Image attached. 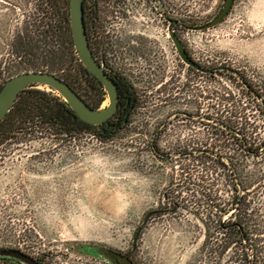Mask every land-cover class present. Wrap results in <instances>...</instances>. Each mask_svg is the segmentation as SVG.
<instances>
[{
    "label": "rangeland",
    "instance_id": "374dc122",
    "mask_svg": "<svg viewBox=\"0 0 264 264\" xmlns=\"http://www.w3.org/2000/svg\"><path fill=\"white\" fill-rule=\"evenodd\" d=\"M12 1L0 0V83L27 70L60 74L56 53L43 64L40 56L20 61L14 52L11 41L19 24ZM224 1L156 0V94L148 95L117 137L102 141L88 133L64 136L32 128L0 142V151L21 149L5 153L11 156L5 162L9 172L21 174L23 190L25 183L31 190L26 195L16 190L20 196L8 203L7 213L0 208L1 243H19L34 256L51 252L47 264H107L80 246L126 252L138 231L132 255L136 264H244L237 238L216 226L218 219L231 221L233 215L215 213L209 204L225 200L232 187L230 179L226 182L229 169L212 160L213 151L220 152L213 144L221 130L229 132L226 142L231 144L233 131L244 123L264 134L262 106L246 87L264 88V0H234L225 19L208 30L177 29L195 61L213 71L219 68L214 74L186 67L167 22L170 17L199 25ZM163 122L155 149L157 144L169 155L164 158L151 147L152 128ZM252 164L246 159V167ZM9 183L14 187L15 181ZM260 184L255 193L241 196L247 213L259 209L264 225ZM3 195L1 207L7 204ZM258 247L261 259L264 240Z\"/></svg>",
    "mask_w": 264,
    "mask_h": 264
},
{
    "label": "flooded vegetation",
    "instance_id": "af4514ba",
    "mask_svg": "<svg viewBox=\"0 0 264 264\" xmlns=\"http://www.w3.org/2000/svg\"><path fill=\"white\" fill-rule=\"evenodd\" d=\"M12 2V14L13 16L17 15L15 19L18 20L19 26L15 27L16 30L11 45L19 58H21V56H27L26 53H22L23 51H47V34L50 20L56 19L58 26H60V31L64 32L65 30L71 33L69 23L70 0H13ZM50 2L55 3V5H52ZM225 3L226 0L209 21L199 25L189 24L187 22L184 23L179 19L167 17V22L169 23L168 34L169 31H173L179 37L177 29L180 27L187 30H199L197 27L211 22L219 15ZM225 17L219 23H221ZM83 19L92 55L96 62L104 67L105 73L114 81L118 91L117 108L105 121L114 124L120 119L121 123L118 124L116 128H126L132 123L135 111L143 103L148 101V95L156 94V0H83ZM208 29L210 28L200 31ZM184 50L202 69H206L202 71L197 70L191 65L183 62L179 56L180 60L189 70L194 69L208 75L210 73L214 74L219 72V68H215L213 71V69L200 65L192 58L185 45ZM91 79L94 83V89L98 94L96 96V101L99 100V103H102L107 97V93L103 85L93 74H91ZM243 84H246V82ZM248 85H246V87ZM98 97L100 98L98 99ZM164 125L165 122L161 123L158 127H153L151 131L152 150L154 152L156 150V156L162 158L168 157L169 155L162 152L159 147H157V144L155 149V140ZM4 149L6 151H0V184L1 181L6 182H4L3 189L1 190L0 188V195L1 193L4 194L1 198H3L7 204L3 205V203H1L3 207L0 206V208L5 209L4 213H7V209L9 211L11 209L10 204L14 203L20 196L16 193V190L21 194L23 187L21 178H18L21 174L9 172L5 162L6 159L11 157L6 156L5 153H8L10 150L18 151L21 149L15 146ZM29 175H31L30 172ZM9 181H15L14 187L10 186ZM16 184H18L17 187ZM28 187H30V185H28ZM12 191L13 194H11ZM23 191L25 195L27 192H31V190L27 188L26 183ZM11 195L16 196V198ZM8 203H10L9 206ZM13 206H15V204H13ZM10 216L11 214L8 215V217ZM233 217L231 221L236 222V216ZM219 223L224 224L225 221L219 219ZM219 229L226 232L229 238H231L230 229ZM135 235L134 246L133 238L131 249L122 252L129 253L133 262L132 255L136 246L138 232H136ZM51 255V252H47L42 255L34 256L28 248L21 249L19 243L9 242L6 244L0 241V264H47L46 261Z\"/></svg>",
    "mask_w": 264,
    "mask_h": 264
},
{
    "label": "trees",
    "instance_id": "16d2710c",
    "mask_svg": "<svg viewBox=\"0 0 264 264\" xmlns=\"http://www.w3.org/2000/svg\"><path fill=\"white\" fill-rule=\"evenodd\" d=\"M50 3L55 5L53 2ZM47 36V51H23L22 53H26L27 56H21L19 58L20 61L34 57L39 58L40 56L41 62L45 64L48 60V55L56 53L57 56L54 59H56L57 70L60 71V74L57 75L67 81L89 105L93 107L100 105L99 100L96 101L98 94L94 89L91 74L88 73L76 56L70 31H60V26H58L56 19H53L49 21ZM48 71L54 72L53 70ZM245 82L246 80L243 79V83ZM1 85L2 83H0V87ZM247 87V95L260 102L259 106H262L264 114V99L259 94V92L264 94V88H261L260 85L259 89L253 88L251 84ZM120 123V119L114 124L108 121L100 124L88 123L82 120L59 95L31 86L20 91L10 110L0 121V142L20 133L26 134L32 128L33 130L44 128V130L64 136L88 133L102 141H107L117 137L125 129L116 128ZM247 124L244 123L238 129L241 133L233 131L232 135L235 140H231V144L226 142V140H229L227 136L229 132L222 134L221 132L225 131H219V143L216 141L213 146L217 145L220 152L213 151L216 157L212 158V160L221 163L229 169V174L226 175V182L230 179L232 187L230 194L225 200L218 203L211 201L209 204L214 206L215 213H230L236 216V222L228 221L220 224L218 219L216 226L226 230L230 229L231 238H237V243L241 249L239 253L240 260L244 264H264V254L259 259L261 250L258 247L259 243L264 240V225L259 219L261 213H258L260 212L259 209L251 210L247 213L249 209L247 207L243 208L245 199L241 196L242 192L255 193L257 191L256 188L259 189L262 186L260 183L264 182V134L262 137L259 136L252 125L248 124L247 126ZM224 136L226 137L225 140ZM224 158L226 163L222 161ZM249 158L250 160L253 159L252 169H249L250 167L248 168V166L246 167V159L248 160ZM237 160L239 163H236ZM257 226L260 229H256ZM257 235L261 237L256 238Z\"/></svg>",
    "mask_w": 264,
    "mask_h": 264
},
{
    "label": "water",
    "instance_id": "95a60500",
    "mask_svg": "<svg viewBox=\"0 0 264 264\" xmlns=\"http://www.w3.org/2000/svg\"><path fill=\"white\" fill-rule=\"evenodd\" d=\"M232 3L233 0H226L219 15L211 22L197 27V29L203 30L218 24L227 15ZM69 23L76 54L87 71L93 74L103 85L107 93L105 100L100 105L93 107L67 81L56 73L46 70H27L11 76L1 85L0 121L10 110L20 91L31 86L44 90L47 89V91L59 95L82 120L88 123H103L114 113L118 101L117 87L114 81L105 73L104 67L96 62L90 50L83 19V0H70ZM169 36L183 62L197 70H206L202 69L188 56L184 50L183 42L173 31H169ZM147 217L148 215L145 216L143 223ZM134 242L135 238L133 240V246ZM80 248L84 253L99 258L107 264H135L131 260L129 253H122L106 246L83 244Z\"/></svg>",
    "mask_w": 264,
    "mask_h": 264
}]
</instances>
